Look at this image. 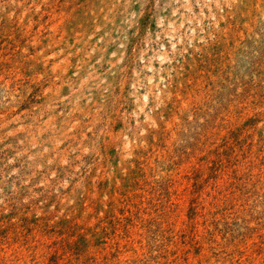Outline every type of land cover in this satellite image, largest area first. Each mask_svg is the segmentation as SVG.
Returning a JSON list of instances; mask_svg holds the SVG:
<instances>
[{"label":"rangeland","instance_id":"374dc122","mask_svg":"<svg viewBox=\"0 0 264 264\" xmlns=\"http://www.w3.org/2000/svg\"><path fill=\"white\" fill-rule=\"evenodd\" d=\"M0 264H264V0H0Z\"/></svg>","mask_w":264,"mask_h":264}]
</instances>
